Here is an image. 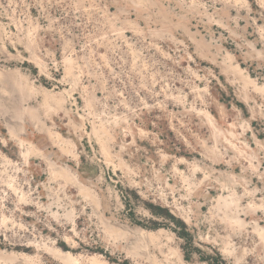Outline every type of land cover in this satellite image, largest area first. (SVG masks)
Segmentation results:
<instances>
[{"label": "rangeland", "instance_id": "obj_1", "mask_svg": "<svg viewBox=\"0 0 264 264\" xmlns=\"http://www.w3.org/2000/svg\"><path fill=\"white\" fill-rule=\"evenodd\" d=\"M0 264H264V0H0Z\"/></svg>", "mask_w": 264, "mask_h": 264}, {"label": "trees", "instance_id": "obj_2", "mask_svg": "<svg viewBox=\"0 0 264 264\" xmlns=\"http://www.w3.org/2000/svg\"><path fill=\"white\" fill-rule=\"evenodd\" d=\"M154 212H155V210H153ZM156 213H158V212H156ZM171 217L174 219V220H176V221H180L178 218H176L174 215H171ZM184 225V224H183Z\"/></svg>", "mask_w": 264, "mask_h": 264}]
</instances>
